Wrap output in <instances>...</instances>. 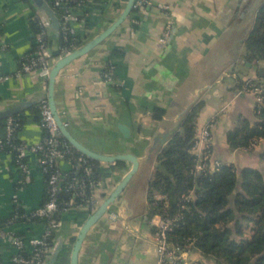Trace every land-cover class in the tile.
Here are the masks:
<instances>
[{
    "label": "crops",
    "instance_id": "crops-1",
    "mask_svg": "<svg viewBox=\"0 0 264 264\" xmlns=\"http://www.w3.org/2000/svg\"><path fill=\"white\" fill-rule=\"evenodd\" d=\"M127 0H93L89 5L91 23L78 31L82 45L111 26ZM264 0H150L89 53L75 59L58 75L54 100L57 113L70 134L93 152L115 156L131 153L138 169L120 197L95 224L79 252V264H157L154 231L159 217H148L147 188L156 157L179 130L191 108L200 104L195 119V136L211 119V153L214 160L238 169L249 167L264 172V140L251 150L233 149L227 135L240 119L253 123L255 101L239 95L247 80L259 81L258 69L249 63L245 40L251 33ZM45 18L28 0H0V73L12 74L33 40L31 23ZM137 21V23L134 22ZM170 39L160 43L165 26ZM44 41L52 65L60 40L49 28ZM80 45V46H82ZM114 68L116 85L104 82L106 66ZM47 85L36 72L12 76L0 82V110L22 100L37 105L46 99ZM32 105V107L34 106ZM24 110L26 122L17 133L27 144L43 138L31 108ZM129 130L125 137L120 127ZM98 163L99 187L94 191L101 202L131 169L129 162ZM25 175L0 154V220L12 211L16 196L29 214L44 201L45 179L34 158ZM61 170L72 169L67 161ZM159 198V197H158ZM90 211L67 209L55 229L62 242L56 258L43 264H69L72 245ZM40 223L13 225L0 233V258L10 264L15 253L10 232L39 237ZM54 240V241H55ZM197 264H213L198 251H189Z\"/></svg>",
    "mask_w": 264,
    "mask_h": 264
},
{
    "label": "trees",
    "instance_id": "trees-1",
    "mask_svg": "<svg viewBox=\"0 0 264 264\" xmlns=\"http://www.w3.org/2000/svg\"><path fill=\"white\" fill-rule=\"evenodd\" d=\"M54 13L59 18L61 10L54 8ZM33 40L41 34V26L31 23ZM60 49L66 48L70 43L63 41L59 36ZM82 45L80 39L75 44ZM245 58L249 63L264 61V3L260 7L254 27L244 43ZM37 49V43L33 42L27 53L19 59L18 67L25 58ZM254 84L264 83V76ZM243 85V84H242ZM240 86V88L242 87ZM264 100V91L262 92ZM40 105L31 108L33 121L40 123ZM200 104L191 108L183 118L179 130L168 141L167 145L156 157L153 175L147 188L148 217L158 216L161 219L180 218L177 226L170 234V243L180 249L195 250L201 256L211 260L213 264H264V172L249 167L238 169L234 165L222 163L215 170L205 169L196 172V156L192 153L195 141V119ZM16 125L13 138L9 144L6 142V120L0 121V154L9 158V163L20 172L18 164L26 163L28 156L17 158L13 147L23 143L17 133L26 122L23 113L12 116ZM255 121L240 119L237 127L228 133L227 142L233 149L251 150L260 140H264V102L255 105ZM47 136L43 131V137ZM64 142L62 138H59ZM11 145V146H10ZM211 152V147H210ZM79 155L70 148L66 158L71 161ZM212 155V153H211ZM264 161V153L261 155ZM92 166L95 180L100 177L98 163L89 161ZM119 164H121L119 162ZM81 172L75 169L65 172V179L61 183V191L57 195L59 210L52 215V219L60 221L63 215L62 209L69 208L68 201L72 198L75 205L83 204L89 191L84 196H75L77 188L68 189L71 178L80 177ZM47 175H44V179ZM159 197V198H158ZM45 190L44 205L48 201ZM39 206V207H40ZM20 202L12 204V211L7 218L0 220V230L7 227L26 223L45 224L48 219L29 218ZM12 222L9 223L8 219ZM249 228V236L244 232ZM156 232V229L154 233ZM26 238L22 233L15 234ZM55 238L54 232L47 237L48 244L52 245ZM24 257H30L32 253L22 252ZM2 264V259L0 258Z\"/></svg>",
    "mask_w": 264,
    "mask_h": 264
},
{
    "label": "built area",
    "instance_id": "built-area-1",
    "mask_svg": "<svg viewBox=\"0 0 264 264\" xmlns=\"http://www.w3.org/2000/svg\"><path fill=\"white\" fill-rule=\"evenodd\" d=\"M46 1L53 10L56 8L62 11L59 18H57L59 22V35L62 36L63 41L70 42L66 48L59 49V57H62L77 48L75 44L79 39L78 31L87 28L93 20L88 11V7L93 0ZM149 1L150 0H135L131 13L135 14L141 10L142 7L147 6ZM134 22L137 23L136 20H134ZM40 26L42 31L36 38V51L27 56L25 61L20 64L14 73L10 75L0 73V82L7 81L12 76L17 77L31 72H36L39 78L45 82L52 67L53 57L42 38V35L45 34L46 29L48 28L47 21L44 19L40 22ZM170 36L171 28L169 25H166L160 43L165 44L170 39ZM102 77L107 84H117L114 68L112 66L107 65L105 67ZM263 91L264 83L257 85L252 83L251 80H247L243 83L238 94L251 95L254 98L255 105H261L264 102L262 97ZM40 115L41 121L39 124L47 136L43 137L38 143H21L13 147V149L16 151L18 159L33 156L43 175H47V178L45 179V190L49 199L44 205L30 212L28 217H37L40 219L45 218L48 219V221L44 224V230L39 237L21 238L16 236L13 232L9 233L13 247L15 248V253L10 259V264H43L44 259L48 256L52 248V245L47 242V237L59 227V221L53 220L52 215L59 210L56 197L61 191V183L65 179V171L60 169L59 162L67 161L73 169L76 171L78 170L79 173L81 172L80 177L71 178V181L68 183V189H72L74 186L77 188L75 196H84L85 192L89 191V195L85 198L82 205H75V201L71 198L68 201L67 206L69 208L84 206L91 212L99 204V201H97L94 194L96 188L99 187V179L95 180L94 178L93 168L89 163L90 160L81 154L76 158H72L71 161L66 158L71 147L65 141L61 142L59 140L60 137L55 135L57 127L46 99L41 100ZM213 125L214 120L211 119L200 128V130H198L195 137L192 153L197 158L194 167L196 172L205 169L215 170L222 166V162L214 160L210 152L211 129ZM15 127L16 125L12 117L7 118L5 144H9L13 138ZM2 145L3 142L0 139V146ZM18 168L25 175H28L30 172V166L27 162L18 164ZM17 201V197L14 196L13 203H16ZM67 209L62 210L65 212ZM179 220L180 218L161 219L159 217V220L155 225L156 232L154 233L157 264H197L195 260H192L189 257L188 248H177L169 241L170 234L174 231ZM8 222L11 223L12 219L9 218ZM1 232L2 230H0V233ZM54 240L52 241V244L54 243ZM26 251L32 253L30 257L26 258L21 254Z\"/></svg>",
    "mask_w": 264,
    "mask_h": 264
},
{
    "label": "water",
    "instance_id": "water-1",
    "mask_svg": "<svg viewBox=\"0 0 264 264\" xmlns=\"http://www.w3.org/2000/svg\"><path fill=\"white\" fill-rule=\"evenodd\" d=\"M29 3L37 9L45 18L48 23V28L53 31L56 36L59 38V22L58 19L47 3L46 0H28ZM135 0H127V3L121 12L120 16L116 19V21L109 26L102 33L92 38L82 46L77 47L67 55L59 57V53L55 56V62L52 65L48 77L45 79L47 85V96L46 100L48 102L49 109L52 113L53 119L55 121L57 131L55 135L57 137L62 138L72 149H74L77 153L81 154L88 160L94 161L96 163H119V162H129L131 164V169L125 175V177L121 180V182L108 194L104 199L99 202V204L92 210L80 227L76 239L72 245L71 254H70V262L69 264H79V252L81 250L82 244L85 241L87 235L91 231V229L95 226V224L109 211V208L115 201L120 197L123 193L127 185L129 184L131 177L136 173L138 169V159L135 155L131 153L120 154L115 156H108L93 152L87 147L83 146L79 143L68 131L65 123L61 120L59 114L57 113L55 107L54 100V90H55V82L60 74V72L75 59L89 53L93 50L97 45L103 42L109 35H111L118 27H120L125 20L130 16L132 12V8ZM42 38H45V34L42 35ZM259 75L264 76V68L258 69ZM35 102L22 100L18 104L8 107L4 110H0V121L12 117L14 115H19L24 110L32 107ZM120 130L125 137H129L128 128L121 126ZM78 173V170H77ZM62 247V242L59 239H56L52 244V248L49 252V256L56 258L59 254Z\"/></svg>",
    "mask_w": 264,
    "mask_h": 264
},
{
    "label": "rangeland",
    "instance_id": "rangeland-1",
    "mask_svg": "<svg viewBox=\"0 0 264 264\" xmlns=\"http://www.w3.org/2000/svg\"><path fill=\"white\" fill-rule=\"evenodd\" d=\"M258 64L259 65H264V61L263 60H260L258 61ZM244 232L246 233L247 236H249V228H244Z\"/></svg>",
    "mask_w": 264,
    "mask_h": 264
}]
</instances>
